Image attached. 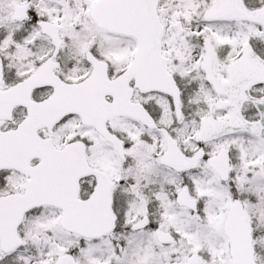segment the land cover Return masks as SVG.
I'll use <instances>...</instances> for the list:
<instances>
[{"label":"snow or ice","instance_id":"6c2138e0","mask_svg":"<svg viewBox=\"0 0 264 264\" xmlns=\"http://www.w3.org/2000/svg\"><path fill=\"white\" fill-rule=\"evenodd\" d=\"M0 264H264V0H0Z\"/></svg>","mask_w":264,"mask_h":264}]
</instances>
